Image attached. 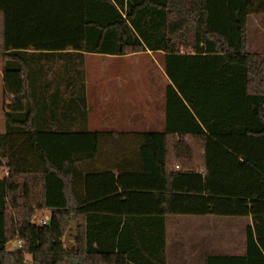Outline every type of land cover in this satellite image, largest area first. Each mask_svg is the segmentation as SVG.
I'll list each match as a JSON object with an SVG mask.
<instances>
[{
  "label": "trees",
  "instance_id": "1",
  "mask_svg": "<svg viewBox=\"0 0 264 264\" xmlns=\"http://www.w3.org/2000/svg\"><path fill=\"white\" fill-rule=\"evenodd\" d=\"M251 15L264 0H0V264H168V215L251 217L245 253L205 264H264ZM146 51L165 53V130H89L85 54Z\"/></svg>",
  "mask_w": 264,
  "mask_h": 264
},
{
  "label": "rangeland",
  "instance_id": "2",
  "mask_svg": "<svg viewBox=\"0 0 264 264\" xmlns=\"http://www.w3.org/2000/svg\"><path fill=\"white\" fill-rule=\"evenodd\" d=\"M248 50L251 53L264 54V15H251L249 17V43ZM156 60L160 57L156 54ZM158 62V61H157ZM86 92H88L91 102H93L96 95L97 86L103 85L105 88H115L117 84L113 82L101 83L100 79L105 77H121L123 88H128V98H132V103L135 112L137 111L136 119L139 124L134 125V129L138 130H150L148 124L141 123L139 111L144 101V97L147 94L148 89L158 91L163 86L164 73L161 65L152 62L151 56L146 53H140L138 56H129L128 58L115 59L114 56L99 55V54H87L86 55ZM1 93H2V81L0 80V115L1 121H4L1 105ZM94 103V102H93ZM3 126V124H2ZM5 174V169L0 172V176ZM167 237L171 241L173 240L172 221L174 219L183 220H196L208 221L207 224H191L184 223L180 226H174L173 223V235L178 236L180 239L193 240L195 235L201 237L204 234V238H208L210 243L205 244L209 249V253H241L245 245V229L237 221H243L241 217L230 216H195V215H168L167 217ZM71 221V220H70ZM67 227V230L69 229ZM66 234V233H65ZM71 236V234H69ZM65 237V236H64ZM8 247L13 249L16 247L15 242H11ZM169 260V253H168ZM175 261H172L174 264Z\"/></svg>",
  "mask_w": 264,
  "mask_h": 264
},
{
  "label": "crops",
  "instance_id": "3",
  "mask_svg": "<svg viewBox=\"0 0 264 264\" xmlns=\"http://www.w3.org/2000/svg\"><path fill=\"white\" fill-rule=\"evenodd\" d=\"M146 53L151 56L152 62L162 66L164 73L163 86L158 91L155 89L149 90L144 97L142 106L139 111L141 123L148 124L150 130L145 131H164L166 126V87L170 82L166 71H165V53L162 51H146L140 52ZM140 53L128 54V55H109L114 56L115 59L128 58L129 56H138ZM251 53V52H250ZM85 54V65H86V55ZM94 54V53H90ZM156 54L160 57L159 60L155 59ZM261 54V53H254ZM105 55V54H99ZM158 61V62H157ZM86 70V68H85ZM0 80L2 81V93L3 95V75H2V59L0 55ZM121 77H105L101 78V83L113 82L117 84L115 88L107 89L103 85L97 86L96 95L94 96L93 102H91L88 92H87V103L89 106V116H88V128L92 131H119V132H130V131H142L134 129L135 124H139L138 119H136L137 111L135 112L134 106L132 103V98H128V88H123L121 85L123 83ZM2 101V100H1ZM3 114V113H2ZM2 117L0 115V133L5 131L4 121H1ZM3 124V126H2ZM5 169V176L8 172L6 168H2L0 172ZM2 177V176H0ZM238 224H241L244 229L248 224L252 223L251 217H245L243 221H237ZM173 223L174 226H180V224L191 223V224H208V221H199L196 220H179L174 219L172 221V236L173 240H169L167 237V218H166V257L168 264H172V261H175L174 264H205V259L208 254V248L205 246L208 241V238H204V234L201 237L195 235L193 240L180 239L178 236L173 235ZM246 251V243L244 249L241 253L236 255H242ZM169 253V260H168ZM223 254H232V253H223Z\"/></svg>",
  "mask_w": 264,
  "mask_h": 264
},
{
  "label": "water",
  "instance_id": "4",
  "mask_svg": "<svg viewBox=\"0 0 264 264\" xmlns=\"http://www.w3.org/2000/svg\"><path fill=\"white\" fill-rule=\"evenodd\" d=\"M69 234H71V236H69ZM76 234H77L76 224H75L74 220H71L70 221V227L67 230L65 237H64V244H65V247L67 249L78 250V245L75 242Z\"/></svg>",
  "mask_w": 264,
  "mask_h": 264
},
{
  "label": "built area",
  "instance_id": "5",
  "mask_svg": "<svg viewBox=\"0 0 264 264\" xmlns=\"http://www.w3.org/2000/svg\"><path fill=\"white\" fill-rule=\"evenodd\" d=\"M39 222L41 223V224H46V223H48V217H42L40 220H39ZM18 245H19V247H21V245H22V243H21V241H19L18 242Z\"/></svg>",
  "mask_w": 264,
  "mask_h": 264
}]
</instances>
